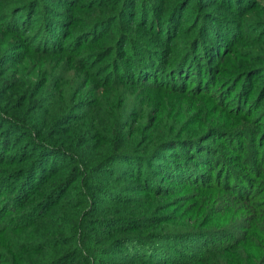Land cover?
Masks as SVG:
<instances>
[{
	"label": "rangeland",
	"instance_id": "374dc122",
	"mask_svg": "<svg viewBox=\"0 0 264 264\" xmlns=\"http://www.w3.org/2000/svg\"><path fill=\"white\" fill-rule=\"evenodd\" d=\"M19 1L25 0H2V6H0V75L2 74L4 80L8 81L7 87L14 86L12 90L14 92L21 87V83L16 81L19 76L26 74L27 78H35L38 75L37 85L41 84L42 89L40 88V94L36 100L26 103L24 107L17 108L18 101L10 100L7 107L8 113L12 115L14 112L23 111L26 116L34 117L37 122L41 118L40 125H43V129L50 131H53V124L56 125L67 119L62 137L77 141L75 148L87 163H91L92 167L96 166V158L100 155L103 157L107 155L113 146L121 147L120 150L127 153H131L137 148L139 155H144L142 153L153 150L157 143L174 136V133L178 132L177 130L182 131V137L188 136L186 128L196 127L197 122L208 121L214 115L215 112L211 107L213 101L208 95L190 98L179 93L173 94L165 91L155 94L157 92L150 90L147 85L140 84V82L127 84L129 81H134V77L122 79L121 82L123 83L111 88H109V83L104 84L102 78L107 73L102 74L104 67H113L116 74H121L122 71L130 74L135 71L134 63L139 56L138 53H135L130 58L131 47L127 44L123 49L124 51L122 50V55L125 54L127 58L125 60L124 57L119 58L120 46L116 44L114 47L115 34L113 33L118 26L117 23L109 28L105 24H101L102 27L99 30L97 26H93L92 31L98 32V37L93 42L85 44V38H81L80 45L79 43L71 45L68 51H60L59 46L54 52L37 54L32 51L30 46L32 39L30 35L34 32L29 34L30 32L27 31L29 27L28 16L22 29L15 27L14 30L17 33L5 31L1 24L3 23L2 16L9 8L22 3ZM137 1L139 4L140 0ZM198 1H201L200 3L205 1L204 4L208 3L203 10H213L216 13L214 16L230 17L232 15V10L226 6L217 5L218 0H194L183 11L182 24L172 39V42L179 44V47L177 49L171 48L172 52L176 51L175 53H177L181 49L182 41L196 37V30L189 32L193 24L187 23L185 18L192 14L194 5ZM122 2L123 0H85L83 4L79 5L77 14L75 13L77 32L90 31L92 23L98 24L108 17H114ZM257 2L259 3L258 6L245 16L238 18L234 14L231 16L239 27L248 29L246 31L247 39L236 46L235 53L233 52L232 55L225 58L224 63L220 66L221 69L216 71L219 74H215L216 85L219 90L226 88L222 95L226 101V109L230 111L233 108L230 112H222L223 117L226 118L227 122L233 123L234 129H243L245 126L252 133L253 131H258V133L264 131V72L260 73L258 70L251 72L247 75L248 80L246 82L248 81V84L246 85L245 80L240 83L237 81L240 78L238 74L242 71L263 66L258 60L264 58V0H257ZM47 3L49 11H61V7L55 1L51 0ZM148 3L154 8V11H157L156 15H159V11H166L169 7L167 0H150ZM23 17L21 18L22 23ZM37 17H39V12L35 15L33 24H37ZM135 21L137 20L135 19ZM6 24L8 23L6 22ZM258 24L263 25L259 26ZM179 28L184 29V33H181ZM133 32L137 33L134 38L143 37L147 40L155 38L154 32L148 31L145 27L135 28ZM72 38L74 36L70 35L67 40L71 41ZM155 39L159 40L158 37ZM155 39L149 47L155 51L165 47L158 45L159 41ZM62 42L63 36L54 38L56 45ZM83 42L84 44L81 45ZM107 44L112 47L111 50L115 48L116 51L111 52L106 59H101L96 55V52ZM155 59L161 62L158 55ZM142 61H147V59L143 58ZM37 80H31V83ZM232 88L233 92H231ZM258 98L261 100H257ZM236 104L241 105L237 111H235ZM26 106L30 108V111L26 110ZM155 110H158V113L154 114ZM177 110L181 111L182 114L185 112V129L180 128L184 121H180L182 118L177 115ZM189 110L195 115L191 116L188 113ZM36 113V116H32ZM0 115L10 117L7 116V113H0ZM31 117L29 120L33 121ZM243 131L244 129L240 130V134H235L234 138L225 136L226 151L229 152L230 149L234 151L233 149L236 147L242 148V142H245L244 137L246 139L247 136V134L243 135ZM27 139L28 137L20 132L13 135L11 145L7 144L4 148V150L7 149L4 156L9 158V162L1 166L3 167L1 169L5 168V170L11 171L17 167L22 158L32 156L34 151L32 145L27 151H24L26 148L24 144ZM51 139H53V135ZM138 142L139 145L143 144V146L139 147ZM208 143L223 153L221 154L225 158L223 165L211 162V167L208 170L197 169L193 165L192 174L181 170L177 172L171 164L165 165L166 171L170 174L162 172L163 175L158 176L152 186L155 191H157L156 189L163 191H157V196H151L148 192L139 190L143 187L142 180L147 170L154 171L151 162L143 164L140 161L133 162L134 169L132 171L130 168L122 169L121 174L124 173V176H119L123 177L122 179L116 178L117 175H121L118 173L120 171H117L119 163H111L109 168H106V172L98 175L100 181L97 183L98 187L118 189L123 193L124 195H119V202L112 201L102 195L92 198L88 195L90 201L85 202L77 194L78 188L82 189L83 186V180L78 178L71 184L63 198L53 202L56 206L52 207L50 211L48 210L47 215H41L38 220L34 221L36 223L31 226L30 224L27 225V222H24L19 216L23 210L17 214L19 208L13 206L17 200L13 201V193L10 190L12 186L5 182L9 177L2 179L4 174L2 170L0 172V185L4 184V186H0L2 187L0 193V251L5 254L4 264H49L63 254L70 253L76 248L80 249L79 242L76 241L77 239L75 240L71 232L73 229L71 224L73 219H76L72 213L78 209H76V204L80 200L83 201L79 207L81 214L91 211L93 208L96 209L95 211L92 210V214L93 212L95 214L93 221H97L101 227L97 229L96 234L92 233L99 241V245L91 246V251L87 248H81L84 251V258L76 257L79 259L77 264L83 262L81 259H84V264H88L85 260L86 255L91 264H138L137 261L133 262L132 259L127 258L129 254H126V249L119 246L123 237L118 233V227L120 224H126V222L120 223V219L144 218L145 223L143 225L145 228L142 227V231L136 232V235L154 234L159 239H162L160 235L164 234L186 236L164 242V252L158 254L159 256H154L157 262L164 264H171V259H175L178 257V253L183 251L182 247L188 249L187 239L196 233L220 230L224 235L237 233L238 241L243 237H245L244 239L248 238V235L243 233V228L247 226L243 225L242 216L239 217L238 211L235 212L233 209V197L237 193L233 189L230 192H225L222 189L208 191L203 185L213 187L216 182L215 174L210 175L213 169L218 173L221 169L226 171L227 168L230 171L239 170L242 178L239 184L242 183L243 188L247 187L246 192L254 190L253 199L260 203V199H264L262 198L264 197V176L253 180L248 168L252 173L255 172L254 175L264 171V151L261 152V158H249L248 146L250 143L248 145V142H245L243 152L234 158L237 163H232L228 161L227 156L213 140ZM257 161L259 167H257ZM247 162H249L248 165ZM121 164L123 165V163ZM55 168L58 170L55 179L58 182L60 178L71 173L74 166L70 162L60 161ZM130 173L133 175L137 173L139 177H132ZM218 179H220L219 184L225 185L223 175ZM246 179L247 181L248 179L251 180L250 187V182H246ZM192 183H196L197 187L190 185ZM230 185L239 190L236 183L230 182ZM42 189L45 190V185H42ZM124 196L126 201L123 199ZM2 206L5 207L2 208ZM7 209L9 211L6 213ZM4 214L6 215L4 216ZM196 220L201 223L195 225ZM240 228L243 230H239ZM207 234L209 235V233ZM113 241H117L118 246L113 247L112 245L115 244ZM240 243L231 247L229 252L220 253L218 249L204 260L192 264H258L257 247L260 241L244 244V246V242ZM238 246L240 247L237 249ZM189 249L190 252L196 253L195 247L192 246L191 248L190 246ZM104 250L107 253L103 254Z\"/></svg>",
	"mask_w": 264,
	"mask_h": 264
},
{
	"label": "trees",
	"instance_id": "16d2710c",
	"mask_svg": "<svg viewBox=\"0 0 264 264\" xmlns=\"http://www.w3.org/2000/svg\"><path fill=\"white\" fill-rule=\"evenodd\" d=\"M48 1L50 2L51 0L19 1L22 3L17 4L16 7L9 8L5 15L2 16L3 23L1 24L3 28L7 32L17 33L14 30L15 27L22 29L25 19L28 16L29 27L27 31L30 32L29 34L34 32L30 35L32 38L30 40L32 51L37 54H48L51 51L54 52L59 46L60 51H68L71 45L78 43L80 45L81 38H85V44L93 42V40H96V37H98V32L94 33L92 31L93 26H97L99 30V28L102 27L101 24H105L109 28L117 23L118 26L113 33L115 34L114 47L116 44L120 46L118 51L119 58L124 57V60L127 58L125 54L122 55V50L127 44L131 47V51L129 50L130 58L135 53H138L139 56H137L134 63L135 71L130 74L125 71H122L121 74H116L113 67H104L102 69V74L107 72L102 78L104 84L109 83V88H111L119 83H123L121 82L122 79L134 77V81H129L127 84H131L130 82H140V84L147 85L150 90L157 92L155 94H160V92L165 91L173 94L179 93L189 96L190 98L208 95L213 101L211 107L215 113L208 121H203V123L197 122L196 127L188 129L186 128L185 112L182 114L181 111L177 110V115L182 118L180 121H184L180 128H186L188 130V136L182 137V131L177 130L178 132H175L174 136L165 138L160 143H157L153 150H150L148 153H142L144 155H139V150L137 148H135L133 152L127 153L124 150H120L121 147L113 146L107 155L104 157L102 155L97 157L96 166L92 167L91 163H87L75 148L78 142L67 139V137H62L67 119L60 121L56 125L53 124V131H50L49 129H43V125H40L41 118L38 119V123L34 117L26 116L23 111L14 112L12 115L8 113L7 107L9 106L10 100L18 101L19 105L17 108L24 107L26 103H31L36 100L40 94L39 90L42 87L41 84L37 85L38 75L35 78H27L26 74H24L25 76H19L16 81L21 83V87L14 92L12 91L14 86L7 87L6 83L8 81H5L4 76L1 74L0 113H7V116L10 117H2L0 115V172L3 170L4 174L2 179L9 177L5 182L12 186L10 190H12L13 193V201L17 200L14 203L12 202L13 206L19 208L17 214L23 210L19 216H21L24 222H27V225L30 224L31 226L36 223L34 221L38 220L41 215H47L52 207L54 208V206H56L53 202L56 199L59 200L63 198L71 184L78 178L83 180V186L82 189L78 188L79 192L77 194L82 200L84 199L85 202L88 203V201H90L88 195L91 196L90 198L102 195L112 201L119 202V195L124 194L118 189L98 187L100 181L98 175L104 171L106 172V168H109L111 163H119L117 171H120L118 173L121 174V172H123L122 169L130 168L132 171L134 169L133 162L140 161L142 164L151 162L154 171H151V169L147 170L142 180L143 182L141 181L143 187L139 190L148 192L151 196H157V191L162 192L163 190L156 189L157 191H155L152 186L153 183L156 182L157 177L163 175L162 172H167L165 165L171 164L175 171L178 172V170H181L191 174L194 171V169H191L193 165H195L197 169L203 168L205 170L210 169L211 162H215L217 165H223L225 160V158L221 156L223 153L216 148L214 149L213 146L208 143L209 141L212 142L213 140L227 156L228 161L232 163L236 162L237 160L234 158H237L236 156L243 152L245 146L243 144H245V142H248V145L250 143V146H252L251 148L248 146V153L250 155L248 157L261 158V152L264 151V131H259V133L258 131H253L252 133L245 126L243 128V135L247 134V136L246 139L244 137L245 142H242V148L236 147V149H233L234 151L231 149L229 152L226 151L225 138H234L233 136L238 133L240 134V130L243 129H234L235 126H233V123L227 122L226 118L223 117L222 112H230L233 108L230 111L226 109V101L223 98L224 96H222L223 90L226 88H223V90L220 88L219 90V87L216 85L217 81L215 77V74H219L216 71L221 69L220 66L224 63L225 58L232 55L233 52L235 53L236 46L247 39L246 31L248 29L239 27L238 23H235L231 16L233 14L236 18L245 16L249 11L254 10L256 6H258L259 3L257 0H218V6H226V8L232 10V15L230 17H225L223 15L214 16L216 13H214L213 10H203L204 6H207L206 4L208 3L204 4L205 1L202 3H200L201 1L196 2L192 14L185 18L187 23L190 22L193 24L189 32L191 33L196 30V37L182 41L183 46L177 53H175L176 51L172 52L171 48L177 49L179 44L174 43V41L172 42V39L176 34V30H178V27L182 24L183 11L194 0H167L169 7L166 11H159V15H156L157 11H154V8L148 3L150 0H140L139 4L137 0H123L122 4L119 5L121 7L118 8L114 17H108L98 24L92 23L90 25V27H92L90 31L84 32H77V17L75 13L77 14L79 5L83 4L85 0H53L61 7V11H49ZM1 4L2 0H0V6H2ZM37 12H39L37 24H33ZM22 17L24 19L23 23L21 21ZM213 17L215 18L212 19ZM135 19L137 21H135ZM6 22L8 24H6ZM262 25L263 24H260L259 26ZM144 27L147 28L148 31L154 32L155 38L158 37L159 40L155 38L147 40V38L145 39L143 37H139V39L134 38L137 33L133 32V30L135 28ZM180 30L181 33L185 31L182 28ZM70 35L74 36L71 41L67 40ZM62 36L63 42L56 45V43H54V38ZM153 39L159 41L158 45H163L165 47L155 51L149 47L152 45ZM84 42L81 45H83ZM109 46L110 45L107 44L100 50H97L96 55L101 57V59H106L111 52L116 51L115 48L111 50L110 48L112 47ZM157 55L161 59V62L155 59ZM143 58L147 59L148 62L142 61ZM258 61H260L263 66H258L253 70L242 71L238 74L240 76L237 81L238 83L245 80V85L248 84V81L246 82V80H248L247 75L251 72H257V70L260 73L264 72V58H259ZM31 80L37 81L31 83ZM231 92H233V88ZM257 100L260 101L261 99L258 98ZM239 107H241V105L236 104L235 111H237ZM25 108L30 111L28 106ZM190 111L191 110H189L188 113L191 116L195 115L193 114L194 112L191 113ZM156 113H158V110H155L154 114ZM36 115L37 113L32 116ZM29 117H31L33 121L29 120ZM19 132L28 137L24 144L26 145L24 151H27L29 146L32 145L34 148L33 154L30 158H22L17 167L11 171L5 170V168L1 169L3 168L1 166L9 162V158L4 156V153H7V149L4 150V148H6L7 144L11 145L13 135ZM52 135L53 139H51ZM137 145L139 147L143 146V144L139 145V142ZM137 145L136 147H138ZM251 154L255 156H251ZM128 156L131 157L128 158ZM60 161L70 162L74 168L71 170V173L60 178L58 182H56L55 179L58 170L55 166H57V163ZM249 162H247V165ZM121 163H123V165ZM142 164H140V166H142ZM257 167H259L258 161ZM221 170V173H218L213 169L210 173L211 176L215 174L216 177V182L213 184V187H211V185H203V187L208 191L212 189H222L225 192H230L233 189L237 193L235 197H233V209L235 212L238 211L239 217L242 216V223L247 227L242 226L244 230L242 228L239 230H243V233L246 236L248 235V238L244 239L245 237H243L238 241L237 233L224 235L220 230L208 231L207 233H209V235L207 233H196L193 237H188V249H186L187 247H182L181 249H183V251L178 253V257H175V259H171V264H192L204 260L209 255L214 254L218 249L220 253H225L229 252L231 247L234 245L236 246V244L240 242H244V246V244L256 241H260L257 247L258 264H264V199H260V203H258L257 200L253 199L252 193L254 190L246 192L247 187L243 188L242 183L241 185L239 184L240 179H242L239 170L230 171L229 168H227L226 171L223 169ZM248 172L251 174L253 180L264 176V171L254 175L253 173L255 172L252 173L250 168H248ZM167 173L170 174L169 172ZM222 175L225 179V185L219 184L220 179L217 180V178H221ZM119 176H124V173L116 177L122 179L123 177ZM131 176L139 177L137 173ZM248 181L250 182V187L252 182L249 179ZM248 181L246 179V182ZM179 182L182 183V181ZM230 182L236 183V187H238L239 190L234 188L235 186L232 187ZM42 185H45V190L42 189ZM190 185L197 187L196 183ZM0 186H4V184ZM1 188L2 187H0V193ZM123 199L126 201L125 196ZM82 200L76 204V209L78 208L77 210L75 209L76 212L72 213L76 219H73V223L71 224L73 228L71 232L75 240L77 239L76 241L79 242L81 248L90 250L91 246L99 245V241L93 234H96L97 229L101 226L97 224V221H93L95 220L93 218L95 214L94 212L92 214V210L95 211L96 209L93 208L91 211L81 214L79 207L83 202ZM4 207L5 206H2V208ZM8 211L9 209H7L6 213ZM5 215L6 214H4V216ZM144 220V218L119 220L120 223L126 222L125 225L120 224L118 227V233L123 237L120 240L121 244L119 243V246L120 248L123 247L126 249V254H129L127 258H130V260L132 259L133 262L137 261L138 264H164L154 259L155 255L164 252V242L170 239L185 238L186 236L164 234L160 235L162 239H159L157 238L158 236L154 234H147L145 236L136 235V232L142 231V227L145 228L143 225V223H145ZM200 223L199 220H196L195 225ZM113 243H115L112 245L113 247L118 246L117 241H113ZM112 246L109 248L110 250ZM190 246L191 248L192 246L196 248V253L190 252ZM239 247L240 246H238L237 249ZM81 248H76L70 253L63 254L49 264H77L76 262L79 259H76V257L81 256L84 258V251ZM102 253L104 254L107 252L104 250ZM85 257L86 262L91 264L87 255ZM81 260L83 262L80 264H84V259ZM251 261L253 262V260ZM4 263L5 254L3 251H0V264Z\"/></svg>",
	"mask_w": 264,
	"mask_h": 264
}]
</instances>
